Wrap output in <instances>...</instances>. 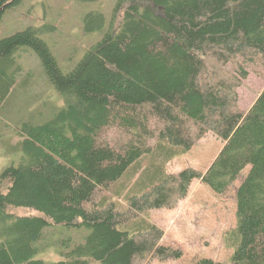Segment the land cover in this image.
<instances>
[{"label": "trees", "instance_id": "trees-1", "mask_svg": "<svg viewBox=\"0 0 264 264\" xmlns=\"http://www.w3.org/2000/svg\"><path fill=\"white\" fill-rule=\"evenodd\" d=\"M24 1L0 0V27ZM123 1L120 18L113 13L68 71L43 37L48 24L0 38L1 129L14 118L13 99L33 84L17 60L23 49L35 51L61 96L59 105H37L15 121L10 152L20 157L0 169V264L179 259L182 249L164 244L165 230L148 211L175 205L195 179L222 194L249 165L237 189V225L221 237L232 255L191 264H264V87L243 111L237 88L246 65L231 80H216L215 66L264 59V0ZM84 19L88 31L107 23L98 10ZM208 130L223 141L210 166L167 173ZM113 131L125 138L110 139ZM27 208L35 212H19ZM53 226L61 227L54 237ZM71 228L86 233L58 238ZM54 249L57 257L45 258Z\"/></svg>", "mask_w": 264, "mask_h": 264}, {"label": "rangeland", "instance_id": "rangeland-1", "mask_svg": "<svg viewBox=\"0 0 264 264\" xmlns=\"http://www.w3.org/2000/svg\"><path fill=\"white\" fill-rule=\"evenodd\" d=\"M119 0H25L17 5L14 10L4 16L3 24L0 27V38L24 29L27 26L48 24L52 30L43 33V37L53 48L57 60L62 65L63 70L73 68L75 62L85 54L86 49L93 46L104 34V30L109 26L113 13L120 18L123 10L129 5L128 2ZM119 5V10L115 9ZM103 12L107 18L106 26L103 30L88 31L85 28V13L89 11ZM18 57V61L24 67V73L30 72L34 79L33 84L27 90L22 89L18 93L13 103V119H5L8 126L5 130L0 128V169L18 161V153L11 154L10 147L15 142L17 118L25 110L35 108L37 105L53 107L59 105L61 96L50 86L41 73L40 60L35 51L25 48ZM250 55H254L249 53ZM217 61L210 58L208 64L214 66ZM246 65L248 76L237 88L239 94L238 105L246 111L254 102L261 89L264 87V59L255 55L251 60L244 61L243 58L232 61L227 65L218 62L217 77L232 79L236 75L240 76L239 70ZM211 76L213 70L211 69ZM24 73L21 77L24 76ZM44 78V79H43ZM27 108V109H26ZM19 111V113L17 112ZM28 112V111H27ZM108 137L114 141H120L125 136L117 131L110 132ZM8 140V141H7ZM10 141V142H9ZM223 141L218 136L208 130L204 136L195 142L193 148L179 155L166 165L167 173H176L186 167H193L200 171H205L213 158L222 149ZM10 152V153H9ZM146 164V162L144 163ZM250 165L242 170L237 179L229 184L222 194H218L202 183L200 179H195L191 183L190 190L185 198L178 201L172 207H163L149 210V215L153 223L163 227L165 234L162 241L165 245L179 247L183 251V256L179 259L159 261L152 259L150 264H191L202 257H210L217 261H227L233 251L222 244L223 233L236 224L237 209V189L240 183L249 173ZM107 194L97 197L102 198ZM22 213H34L33 209L20 210ZM147 212V213H148ZM61 227L53 226L49 230L52 237L57 236L56 229ZM67 234H61L58 238L71 236L79 239L85 229H68ZM57 238V239H58ZM55 259L56 251L49 250L45 258ZM148 261V259H147ZM134 264H145V258H136Z\"/></svg>", "mask_w": 264, "mask_h": 264}]
</instances>
